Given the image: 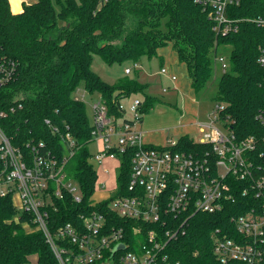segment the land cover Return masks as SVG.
<instances>
[{
    "label": "trees",
    "instance_id": "trees-1",
    "mask_svg": "<svg viewBox=\"0 0 264 264\" xmlns=\"http://www.w3.org/2000/svg\"><path fill=\"white\" fill-rule=\"evenodd\" d=\"M227 13L237 21L238 30L220 35L209 11L193 0H36L23 2L20 12L12 11L10 0H0V48L19 63L15 79L0 91V108L19 94L25 96L23 107L1 120L7 134L24 151L25 143L34 140L62 154V133L68 130L79 144L68 169L80 184L83 202L77 204L71 198L59 202L56 219L69 222L81 211L109 203L93 202L98 174L87 147L92 125L86 103L76 99L77 89L98 92L109 113L117 116L123 115L121 99L132 93L145 95L142 119L155 100L146 93L147 84L136 78L105 81L92 67L94 54L110 64L135 62L141 56L162 58L160 49L172 45L198 91L213 73L218 47L231 46L230 65L220 76L215 101L225 104L222 117L234 121L237 139L258 138L257 153H264V125L256 119L264 111V68L258 62L264 25L254 21L264 16V0H242L229 6ZM56 126L59 132L53 131ZM179 148L198 151L209 145L185 134L179 138ZM129 173L130 157L126 156L118 174V195L127 193ZM237 184L246 185L244 181ZM259 203L254 195L241 194L222 212L197 213L186 236L168 242L171 259L181 264H236L216 257L212 231L221 228L239 239L231 216ZM33 256L40 264H59L31 217L19 213L12 196H0V264H29Z\"/></svg>",
    "mask_w": 264,
    "mask_h": 264
},
{
    "label": "built area",
    "instance_id": "built-area-1",
    "mask_svg": "<svg viewBox=\"0 0 264 264\" xmlns=\"http://www.w3.org/2000/svg\"><path fill=\"white\" fill-rule=\"evenodd\" d=\"M193 1L209 11L218 34L238 30L237 21L227 11L242 0ZM254 21L264 25V16L255 17ZM215 58L225 72L230 65L226 58ZM258 62L264 68V47L260 48ZM18 69L17 60L0 48V91L15 79ZM160 71L168 73L165 67ZM125 72L129 74L132 69L126 68ZM170 78L176 80L177 76L170 74ZM81 88L76 91V99L85 102L88 91ZM24 98L19 94L13 103L0 108V196H12L19 213L31 217L59 264H181L171 259L168 242L186 236L190 219L197 213L222 212L241 194H252L261 203L244 214L231 216L239 239L229 237L221 228L212 231L213 252L222 263L264 264V153H257L258 138L237 139L232 128L234 121L222 117L223 102H215L207 121L195 122L202 134L195 140L209 148L186 151L179 148V138L169 139L167 145L146 142L140 126L142 99L132 102L133 116L125 117L110 114L101 97L93 104L88 143L97 141L99 149L91 159L99 163L110 182L112 170L120 171L124 157L129 156L127 193H116L118 175L113 178L114 186L105 180L102 188L113 187L114 191L105 199L109 200L108 205L81 211L77 219L61 223L54 216L59 202L68 198L77 204L83 202L80 184L68 169L79 144L69 130L62 133V154L43 141H27L26 151L15 144L1 120L22 108ZM119 108L124 110L121 102ZM256 119L264 125V111L258 112ZM46 122L49 124L50 120ZM53 131L60 129L56 126ZM110 160L118 164L107 166ZM97 174L95 191L101 173L97 170ZM238 181L246 185L240 188Z\"/></svg>",
    "mask_w": 264,
    "mask_h": 264
},
{
    "label": "rangeland",
    "instance_id": "rangeland-1",
    "mask_svg": "<svg viewBox=\"0 0 264 264\" xmlns=\"http://www.w3.org/2000/svg\"><path fill=\"white\" fill-rule=\"evenodd\" d=\"M32 2L33 0H11L12 11L15 12L20 8V4L23 2ZM162 58L141 56L137 61L125 60L123 62L107 63L98 54L93 55V69L107 82L115 83L123 77L136 78L143 84H147L146 93L155 98L151 109L143 114V120L140 126L143 131L153 134V138L147 139L148 142L155 143L157 145H167L168 140H178L183 132H189L196 140L200 139L202 134L199 132L197 125L192 126V122L207 121L209 114L213 111L215 98L218 91V83L223 71L219 67L214 56L213 73L205 86L196 91L192 84L190 76H182L178 70L177 74L161 73L163 63L164 67L168 70L173 69L170 63H182L178 60L176 52L172 45H168L160 49ZM217 56H224L228 64H230L231 46L220 45L217 50ZM137 63L138 66H134ZM178 65V64H177ZM178 67V66H177ZM126 68H131L132 72L127 74ZM169 69V70H170ZM175 69V68H174ZM177 69V68H176ZM170 74L176 75L179 79L172 80ZM164 88L168 90L163 91ZM83 91V88H81ZM143 93H132L121 99V105L123 107V116L131 117L133 113L130 111V105L136 98L144 99ZM101 97L98 92L89 93L86 92L85 102L88 117L93 122L94 111L93 104L100 101ZM188 124V127L184 125ZM176 128H180V132H177ZM184 129V131H183ZM87 147L96 154L98 152V142L93 141L87 144ZM91 163L101 173L98 188L93 195V202H99L100 200L109 199L114 191L113 187L108 189L102 188V182L106 180V183L110 186H114L113 178L119 174V169L114 168L112 170V178L109 182L108 178L102 173L103 168L99 163L91 159ZM118 162L107 161L106 165L113 167ZM18 201V200H16ZM29 264H40L36 258H32Z\"/></svg>",
    "mask_w": 264,
    "mask_h": 264
},
{
    "label": "crops",
    "instance_id": "crops-1",
    "mask_svg": "<svg viewBox=\"0 0 264 264\" xmlns=\"http://www.w3.org/2000/svg\"><path fill=\"white\" fill-rule=\"evenodd\" d=\"M34 1H36V0H33L32 2H34ZM28 2V1H27ZM10 3H11V0H10ZM28 3H31V2H28ZM22 10V3L20 4V8L17 10V11H15V12H20ZM162 64V67H164L163 65V63H161ZM178 64V65H177ZM170 65L173 67V69H168V71H169V73H174V74H177V72H176V70H178L179 71V73L182 75V76H187L188 78H189V76H188V71H187V68H186V66L183 64V63H170ZM178 66V67H177ZM175 68V69H174ZM177 68V69H176ZM178 75V74H177ZM178 79H179V76H178V78H177V81H178ZM191 79V78H190ZM192 126H195L196 124H195V122H192V124H191ZM184 127H188V124H186V125H184ZM176 130H178L177 132H180V131H182V130H180V128H176ZM183 131H184V129H183ZM200 132V131H199ZM144 133H145V140H146V142L147 143H151V144H155V143H152V142H148L147 141V139H152L153 138V134L152 133H150V132H146V131H144ZM185 134H189V135H191L189 132H183V133H181V136L182 135H185ZM180 136V137H181ZM192 136V135H191ZM179 137V138H180ZM194 139H195V137L194 136H192ZM32 258H36L37 259V257L36 256H33ZM31 262V261H30Z\"/></svg>",
    "mask_w": 264,
    "mask_h": 264
},
{
    "label": "water",
    "instance_id": "water-1",
    "mask_svg": "<svg viewBox=\"0 0 264 264\" xmlns=\"http://www.w3.org/2000/svg\"><path fill=\"white\" fill-rule=\"evenodd\" d=\"M119 247H122V245H120Z\"/></svg>",
    "mask_w": 264,
    "mask_h": 264
}]
</instances>
